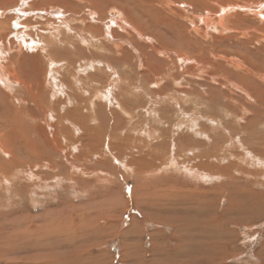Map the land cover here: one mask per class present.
Segmentation results:
<instances>
[{"label": "rangeland", "instance_id": "obj_1", "mask_svg": "<svg viewBox=\"0 0 264 264\" xmlns=\"http://www.w3.org/2000/svg\"><path fill=\"white\" fill-rule=\"evenodd\" d=\"M168 1L27 0L24 12L16 14L13 10L19 0H0V49L4 52L0 74L11 76L14 88L10 92L15 96L0 85L3 92L0 93V227L6 226V234L13 229V221L16 228L27 227L28 233L19 238L25 242L31 238L33 245L27 254L9 257L25 262V255L37 258L42 253L43 260L50 264H131L128 258L140 259L145 264L152 260L153 264H264V20L259 25L251 24V20L239 13L244 24L235 27L239 10L234 9L233 18L222 29L212 30L210 26L205 37H200V33L195 35L190 31L189 16L186 18L184 12L189 15L199 12L197 16H204V10L214 14L218 7H208L206 0ZM238 1L218 2L217 6L260 3L264 11L263 0ZM49 8L62 18L53 16V9ZM136 9L153 12V16L138 15ZM214 17L208 18L209 21ZM12 18L18 19V25L24 29H13ZM122 18L131 28L122 25ZM157 21H163L166 26L157 25ZM106 26L113 41L104 34ZM14 31L22 32L24 43H34L36 47L32 50L24 47L20 52L13 49ZM180 35L185 38L180 40ZM185 39L188 45L179 46ZM70 43L101 54L98 59L92 54L89 59L80 54L82 60H79L71 51L73 64L70 65H75L77 71L70 75V70L64 69L66 61L54 54L68 48L65 45L71 48ZM47 58L56 62L50 75L47 68L52 67L47 66ZM50 76L63 81L64 88L56 91V95ZM45 81L50 83L43 89L39 83L44 86ZM138 150L144 152H140L141 156L148 152L151 155L153 151L155 155L163 154L154 164L141 167L139 173L134 164ZM173 157L179 160L177 165L164 162ZM11 161L19 167H13ZM204 163L216 164L222 171L201 168L199 165ZM194 168L203 169L200 171L206 177L193 175ZM6 174L14 183L22 177L26 179L16 185L24 189L22 196L16 197L9 191L15 185L8 182ZM138 175L144 177L136 185L134 179ZM164 176L177 190L189 192L162 201L151 197L150 186L158 185ZM113 196H119L121 203L115 207L116 212L109 214L110 218L105 213L111 208L103 201ZM48 211L53 215L47 216ZM182 213L188 214L187 220L177 225L175 218ZM66 214L67 220L83 225L92 220L105 235L97 243L93 241L95 237L92 241L83 239L89 233L84 232L82 225L77 228L83 230L79 234L77 229L68 227L69 223H63ZM205 224L212 227H204ZM56 229L63 233H55ZM33 230L44 237L39 253L34 248L38 235L29 232ZM91 255L97 257L96 262ZM0 264L6 262L0 260Z\"/></svg>", "mask_w": 264, "mask_h": 264}, {"label": "bare ground", "instance_id": "obj_2", "mask_svg": "<svg viewBox=\"0 0 264 264\" xmlns=\"http://www.w3.org/2000/svg\"><path fill=\"white\" fill-rule=\"evenodd\" d=\"M5 1V0H4ZM7 1V0H6ZM45 1V0H44ZM168 1V0H167ZM225 1H227V0H206V4H207V6L209 7H211L212 5H215L216 7H218L216 10H215V13L214 14H212L211 12H209V11H207V10H204V12H205V14H204V16H197L198 14H199V12L197 13V12H195L194 14H191V15H189L186 11L184 12V15H185V17L186 18H188V16H189V18L187 19L188 20V23H189V25H190V31L191 32H193L192 34H195V35H197V34H199L200 33V37H201V35L202 36H204L206 33H207V31L208 30H206V29H209L208 27H210L211 26V28H212V30H215V29H222L223 27H224V25H225V23L227 22V20L228 19H231V18H233L232 16H231V13L232 12H234V9H238L239 10V12L238 11H236V12H238V17H236V19H235V21H234V24H236V26L235 27H237L238 25H241L242 26V24H244L243 23V21L242 20H240V19H242V18H240V15H242L243 17L245 16V18L246 19H248V20H251V24H252V22L253 23H255V24H257V25H259V22L261 23L263 20H264V13L262 14V12L261 11H263V4H258V3H256L255 2V0H254V2L256 3V4H245V5H240V7L239 6H236V5H223V7H221L220 5L219 6H217V3L218 2H221V3H224ZM234 1V0H233ZM251 1V0H250ZM264 1V0H263ZM10 2V1H9ZM27 2V0H19V3L17 4V5H15L16 7H14V8H16L15 10H13V11H16V14H22L23 12H24V10H22L23 9V6L25 5V3ZM47 2V1H46ZM52 2V1H51ZM158 2V1H157ZM162 2V1H161ZM186 2V1H185ZM191 2V1H190ZM189 2V3H190ZM193 2V1H192ZM191 2V5H194L193 3ZM197 1H195V3H196ZM237 2H239L238 0H237ZM259 2V1H258ZM17 3V2H16ZM61 3V2H60ZM168 3L170 4L171 2H169L168 1ZM228 3V2H227ZM248 3H250V2H248ZM253 3V2H252ZM187 5H188V3H186ZM197 4V3H196ZM201 4V3H200ZM205 4V3H204ZM229 4V3H228ZM65 5V4H64ZM190 5V4H189ZM6 6V5H5ZM12 6V5H11ZM206 6V5H205ZM8 7V6H7ZM181 7H182V5H181ZM185 7V6H184ZM189 7V6H188ZM214 7V6H213ZM213 7H211V8H213ZM10 8V7H9ZM13 8V9H14ZM185 8H187V7H185ZM207 8V7H206ZM5 9H7L6 7H5ZM11 9V8H10ZM26 9V8H25ZM49 9H53V8H49ZM198 9H199V7H198ZM262 9V10H261ZM137 10V9H136ZM241 11V12H240ZM4 12V11H3ZM160 12V11H159ZM264 12V11H263ZM5 13V12H4ZM15 13V12H14ZM137 13H138V15H141V16H143L145 13H147V14H152L151 16H153V12L152 13H150L149 11H147V10H137ZM239 13H240V15H239ZM134 14V13H133ZM203 14V13H202ZM52 15L53 16H55L56 18H58L59 20L62 18L61 17V15L58 13V12H56L54 9L52 10ZM135 15H136V13H135ZM148 15V16H149ZM159 15V14H158ZM212 15H216V17H214L213 18V20L212 21H209V19L208 18H210ZM15 16H17V15H15ZM23 17H24V15H22ZM119 16V15H118ZM151 16H149V17H151ZM146 17V16H145ZM234 17H235V14H234ZM137 18V17H136ZM147 18V17H146ZM155 18V17H154ZM139 19V18H138ZM211 19V18H210ZM132 20V19H131ZM136 21V20H135ZM246 21V20H245ZM11 22V23H10ZM9 23H10V26H12L13 27V29H19V28H22V29H24L22 26H21V24H19L18 25V23H19V20L18 19H14L13 20V18L11 19V21H10ZM110 22H112V23H114L113 22V20L111 19L110 20ZM129 22V21H128ZM137 22V21H136ZM164 22H166L165 20H164ZM163 21H157L156 22V24L157 25H165L166 26V24L164 23ZM248 22V21H247ZM246 22V23H247ZM133 23H135V22H133ZM133 23H132V25H133ZM140 23V22H139ZM232 23H233V21H232ZM249 22H248V24H250ZM109 24V23H108ZM137 24H138V22H137ZM9 25V24H8ZM122 25L124 26V27H127V28H131L130 26H129V23L127 24L126 23V21H124L123 20V18H122ZM131 25V26H132ZM140 27H142V25L141 24H138ZM246 25V24H245ZM257 25H255L256 26V29L255 30H258L257 29ZM1 26V25H0ZM3 26V25H2ZM109 26V25H108ZM108 26H106V32H104V34L106 33V36L107 37H109L110 38V35L108 34V32H107V30H108ZM135 26H136V24H135ZM146 26V25H145ZM228 26V25H227ZM240 26V27H241ZM244 26V25H243ZM19 27V28H18ZM170 27V26H169ZM180 27V26H179ZM253 27V26H252ZM251 27V28H252ZM261 27V26H260ZM181 28V27H180ZM186 28V27H185ZM233 28V27H232ZM241 28H243V27H241ZM248 28V27H247ZM253 28H255V27H253ZM4 29V28H3ZM133 29V28H132ZM184 29V28H183ZM187 29V28H186ZM228 29V28H227ZM246 29V28H245ZM262 29V28H261ZM260 29V30H261ZM2 30V27H0V31ZM211 30V29H210ZM232 30V29H231ZM243 30V29H242ZM247 30V29H246ZM245 30V31H246ZM19 31H21V30H19ZM19 31H14L13 32V34H14V41L11 43V45H12V48L14 47L15 48V50H17L18 52H20L22 49L21 48H30L31 50L32 49H34L35 47H36V45H34V43L33 44H26V43H24V41L22 40V38H21V36L22 35H24L22 32H19ZM185 31V30H184ZM219 31V30H218ZM225 31V30H224ZM236 32H239L240 33V31H241V29H240V31L238 30H235ZM248 31V30H247ZM247 31H246V33H247ZM103 32H102V34L101 35H103ZM135 32H136V29H135ZM220 32H222V30L220 31ZM227 32V31H226ZM228 32H232V31H228ZM244 31H242L241 33H243ZM261 33H262V31H260ZM234 33V32H233ZM249 33V32H248ZM263 33H264V30H263ZM137 34V33H136ZM174 34V33H173ZM219 34V33H218ZM221 34V33H220ZM138 35V34H137ZM175 35V34H174ZM174 35H172V36H174ZM214 35V34H213ZM244 34H242V36H243ZM258 35V34H257ZM168 36V35H167ZM177 36V35H176ZM194 36V35H193ZM192 36V37H193ZM199 36V35H198ZM221 36H224V34L223 35H221ZM236 35L234 34V37H235ZM245 36V35H244ZM247 36V35H246ZM249 36H251V34L249 35ZM249 36H248V39H249ZM262 36H264V35H262ZM179 37V36H178ZM199 37V38H200ZM205 37V36H204ZM217 37V36H216ZM23 38H24V36H23ZM133 38V37H132ZM180 40H183L185 37L183 36V35H180ZM203 38V37H202ZM213 38V37H212ZM242 38V37H241ZM262 38V37H261ZM100 39V38H99ZM112 39H114V38H110V40L111 41H113ZM121 39H123V38H121ZM197 39V38H196ZM227 39V38H226ZM246 39V38H245ZM247 39V40H248ZM254 39V38H253ZM117 40H118V38H117ZM216 40V39H215ZM214 40V42H216ZM237 40V39H236ZM185 41H186V39L183 41V43L182 44H180L179 46H181V47H184L185 46V44H187V43H185ZM193 41V40H192ZM198 41V40H197ZM221 41V40H220ZM228 41V40H227ZM264 41V40H263ZM72 42V41H71ZM82 42V41H81ZM151 42V41H150ZM187 42V41H186ZM204 42V41H203ZM223 42V41H222ZM9 43V42H8ZM50 43V42H49ZM67 43V42H66ZM88 43V42H87ZM51 44V43H50ZM71 44V48H69L70 46H68V45H65V47H68V48H61V49H59V50H57V51H55L54 52V54L56 53V58H62V60H64V61H66V62H64V69L66 68L68 71L70 70V72H69V74L70 75H74L75 74V72L77 71V67L75 66V65H70V64H73V61L71 62L70 61V59H71V57H70V55H69V53L72 51V53H73V57L75 58V59H79V60H82V59H80V57H79V55L80 54H82V56L85 58L86 56H88V59L90 58V57H92L91 56V54L93 55V56H96V58L98 59L99 57V55L101 54V53H96V52H93V51H91L90 50V48L88 47V49H84L83 47H79V45L78 44H72V43H70ZM86 44V43H85ZM84 44V45H85ZM204 44V43H203ZM106 45V44H105ZM188 45V44H187ZM186 45V46H187ZM191 45V44H190ZM193 45V44H192ZM2 45H1V43H0V47H1ZM6 46H7V49L6 50H9L10 49V46H9V44H6ZM62 47L64 46V45H61ZM171 46V45H170ZM194 46H196V45H194ZM50 47H52V46H50ZM60 47V46H59ZM85 47V46H84ZM162 47H163V45H162ZM244 47V46H243ZM13 48V49H14ZM103 48V47H102ZM102 48H100L101 50H102ZM164 48V47H163ZM185 48V47H184ZM188 48H189V46H188ZM187 48V49H188ZM191 48V47H190ZM189 48V49H190ZM193 48V47H192ZM172 49H174V48H172ZM194 49V48H193ZM20 50V51H19ZM52 50V49H51ZM106 50L107 51H109V49L108 48H106ZM185 50V49H184ZM46 51H47V49H46ZM50 51V50H49ZM182 51V50H181ZM187 51V50H186ZM191 51V50H190ZM259 51V50H258ZM260 52V51H259ZM3 51L0 49V58H2V55H3ZM173 53V52H172ZM253 53V52H252ZM46 54V53H45ZM50 54H53V53H50ZM107 57H109L110 58V56H109V54H107L106 52L104 53ZM263 54V53H262ZM40 56V55H39ZM46 56H47V54H46ZM52 56H54V55H52ZM34 57V56H33ZM189 57V56H188ZM93 58H95V57H93ZM111 58H112V55H111ZM88 59H87V61H88ZM120 59V58H119ZM235 59V58H234ZM47 60H48V62L47 63H49L47 66L49 67H52L51 69H49V68H47L48 69V73H49V75L51 74V73H53V67H55L56 66V62H54L51 58H47ZM102 60V59H101ZM104 60V59H103ZM118 60V59H117ZM184 60H186V59H184ZM263 60V59H262ZM26 61V60H25ZM37 61V60H36ZM84 61H86V60H84ZM93 62H94V59L92 60ZM18 62V61H17ZM99 62H100V60H99ZM98 62V63H99ZM104 62V61H103ZM118 62V61H117ZM120 62H121V60H120ZM250 62V61H249ZM9 63V62H8ZM11 63V62H10ZM22 63V62H21ZM25 63V62H24ZM97 63V64H98ZM233 63V62H232ZM239 63V62H238ZM237 63V68H239L240 67V63L238 64ZM242 63V62H241ZM257 63V62H256ZM19 64V63H18ZM58 65V64H57ZM90 65V64H89ZM92 65V64H91ZM90 65V66H91ZM113 66H114V64H112ZM125 65V64H124ZM21 66H22V64H21ZM102 66V65H101ZM235 66V65H234ZM10 67V66H9ZM19 67H20V65H19ZM71 67V68H70ZM96 67V66H95ZM98 67H99V64H98ZM242 67V66H241ZM6 68V67H5ZM99 68H101V67H99ZM126 68V67H125ZM10 69V68H9ZM63 69V68H62ZM79 69V68H78ZM88 69H89V67H88ZM102 69V68H101ZM107 69V68H106ZM235 69V68H234ZM257 69V68H256ZM40 70V72H41V68L39 69ZM72 70V71H71ZM236 70V69H235ZM238 70V69H237ZM261 70V69H260ZM259 70V71H260ZM1 71V70H0ZM3 71V70H2ZM6 71V70H5ZM110 71V70H109ZM252 71V70H251ZM36 72H39V71H36ZM172 72V71H171ZM263 72V71H262ZM5 73V72H4ZM58 73H59V71H58ZM9 74V73H8ZM259 74V73H258ZM11 76H8V75H1L0 74V85H2L1 87H3V89H6L5 91H8V93H10V95H12V97H15V96H13L14 95V93H12V92H10V91H12V89L14 88V82H13V80H11V78H10ZM89 78V77H88ZM35 79V78H34ZM73 79L76 81V80H78V79H76L75 77H73ZM137 79V78H136ZM51 82H53V83H51L52 84V87H53V93H55L56 91H58V90H61V89H63L64 87H63V81L61 82V80L60 79H56V77L55 78H53L52 76H50V79H49ZM109 80V79H108ZM18 81V80H17ZM48 82L49 81H45L44 82V86H43V84H41V83H39V85L41 86L42 85V88L43 87H46V84H48ZM77 82V81H76ZM263 82H264V80H263ZM17 83V82H16ZM43 83V82H42ZM50 83V82H49ZM71 83V86L70 87H72V82H70ZM19 84V83H18ZM38 84V83H37ZM79 86V85H78ZM94 86V85H93ZM0 87V88H1ZM38 86H36V88H37ZM66 87L68 88V89H72V88H70L68 85H66ZM75 87V86H74ZM29 88V87H28ZM40 88V87H39ZM79 88V87H78ZM24 89V88H23ZM44 89V88H43ZM84 90V89H83ZM248 91V90H247ZM250 91V90H249ZM2 92V91H1ZM0 92V93H1ZM52 92V91H51ZM246 92V91H245ZM6 93V92H5ZM247 93V92H246ZM2 94H3V92H2ZM25 94V93H24ZM23 94V95H24ZM27 94V93H26ZM74 94V93H73ZM108 94V93H107ZM262 94V93H261ZM30 95V94H29ZM43 95H45L44 94V92H43ZM55 95H56V93H55ZM99 95H101V94H99ZM109 95V94H108ZM9 96V95H8ZM28 96V95H27ZM247 96V95H246ZM263 96V95H262ZM32 97V96H31ZM40 97V96H39ZM44 97V96H43ZM72 96H70V98H71ZM248 97V96H247ZM35 98H37V97H35ZM74 98V97H73ZM250 98V97H249ZM252 99V98H251ZM258 99V98H257ZM261 99V98H260ZM15 100H17L16 98H15ZM19 100V99H18ZM24 100V99H23ZM152 100V99H151ZM262 100V99H261ZM75 101H76V99H75ZM264 101V100H263ZM262 101V102H263ZM17 102V101H16ZM68 102V101H67ZM254 102H255V100H254ZM259 102V101H258ZM14 103H15V101H14ZM253 103V102H252ZM37 104H39V103H37ZM25 105V104H24ZM69 105H70V103H69ZM94 105V104H93ZM21 106H23V105H21ZM45 106V105H44ZM91 107H93L92 105H90ZM49 107V106H48ZM256 107V106H255ZM259 107V106H258ZM258 107H256V108H258ZM53 108V107H52ZM55 108V107H54ZM245 108V107H244ZM262 108V107H261ZM82 109V108H81ZM242 110V109H241ZM257 111V110H256ZM246 113V112H245ZM256 113H258V112H255V115H256ZM243 114H244V112H243ZM243 114H241V116L243 115ZM253 114V113H252ZM261 114V113H260ZM60 115V114H59ZM254 115V116H255ZM78 116V115H77ZM240 116V117H241ZM57 117V116H56ZM67 117V116H66ZM64 118V117H63ZM74 118H75V116H74ZM74 118H73V120H74ZM61 119V118H60ZM65 119V118H64ZM71 119V118H70ZM242 119V118H241ZM247 119V118H246ZM251 119V118H250ZM66 120V119H65ZM56 121H58L57 119H56ZM69 121V120H68ZM71 121V120H70ZM66 122H67V120H66ZM74 122H75V120H74ZM217 122V121H216ZM247 122V121H246ZM59 123V122H58ZM57 123V125H59ZM64 123V122H63ZM253 123V122H252ZM77 124V123H76ZM217 124V123H216ZM56 125V126H57ZM61 125V124H60ZM59 125V126H60ZM223 125V124H222ZM69 126V125H68ZM77 126V125H76ZM62 127V126H61ZM65 127V126H64ZM72 127V126H71ZM216 128V127H215ZM74 129V128H73ZM57 130V129H56ZM61 130V129H60ZM66 130H68V129H66ZM66 130H65V132H66ZM76 130V129H75ZM78 130V129H77ZM138 130V129H137ZM57 131H59V130H57ZM151 132V131H150ZM70 133V132H69ZM75 133H77V132H75ZM201 133V132H200ZM58 134V133H57ZM60 134V133H59ZM80 134V133H79ZM88 134V133H87ZM62 135H63V133H62ZM61 135V136H62ZM78 135V134H77ZM205 135V134H204ZM60 135H58V137H59ZM64 136V135H63ZM66 136V135H65ZM65 136H64V139H65ZM79 136V135H78ZM89 136H90V134H89ZM57 137V138H58ZM91 137V136H90ZM90 137H88V138H90ZM153 137V136H152ZM61 138V137H60ZM66 138H68V137H66ZM85 138V137H84ZM83 138V139H84ZM87 138V139H88ZM62 139V138H61ZM72 139V138H71ZM75 140V139H74ZM89 140V139H88ZM108 140H109V138H108ZM121 140V139H120ZM73 141V140H72ZM92 141V140H91ZM119 141V140H118ZM124 141V140H123ZM143 141V140H142ZM63 142H66V140L65 141H63ZM78 142V141H77ZM126 142V141H125ZM3 143V142H2ZM28 143V142H27ZM98 143H99V141H98ZM107 143V142H106ZM135 143V142H134ZM68 144V143H67ZM83 144V143H82ZM86 143H84V145H85ZM111 144V143H110ZM109 144V145H110ZM145 144V143H144ZM163 144H164V142H163ZM175 144H178V143H175ZM3 145V144H2ZM78 145V144H77ZM108 145V144H107ZM143 145V144H142ZM162 145V144H161ZM75 145L72 143V147H74ZM80 146V145H79ZM135 146V145H134ZM144 146V145H143ZM164 146H165V144H164ZM178 146V145H177ZM198 146V145H197ZM4 147V146H3ZM6 147V146H5ZM29 147V146H28ZM81 147V146H80ZM107 147V146H106ZM112 147V146H111ZM114 147V146H113ZM116 147H117V144H116ZM119 147V146H118ZM117 147V148H118ZM150 147V146H149ZM29 148H31V147H29ZM33 148V147H32ZM31 148V150H33L32 152H34V149H32ZM71 148V147H70ZM87 148H88V146H87ZM141 148V147H140ZM153 148H158V147H153ZM175 148V147H174ZM181 148V147H180ZM6 149V148H5ZM28 149V148H27ZM77 149V148H76ZM79 149V148H78ZM83 149V147L81 148V150ZM85 149V148H84ZM102 149V148H101ZM108 149H110V148H108ZM118 149H120V148H118ZM129 149V148H128ZM132 149H134V148H132ZM184 149V148H183ZM29 150V149H28ZM114 150V149H113ZM156 150V149H155ZM176 150V149H175ZM214 150V149H213ZM30 151V150H29ZM36 151V150H35ZM97 151V150H96ZM99 151H100V149H99ZM106 151V150H105ZM104 151V152H105ZM131 151V150H130ZM144 151H146V150H144ZM177 151H180V150H177ZM190 151V150H189ZM38 152V151H37ZM103 152V151H102ZM132 152V151H131ZM138 152H139V157H136L135 159H134V164H135V166L137 165V169H138V171H139V173H140V171H141V167L142 168H144V165H152V164H154L155 163V161H156V159H158V158H161V156H162V154H157V155H155V152L153 151L152 152V154L151 155H149V152L146 154V155H143V156H141L140 155V152L141 151H139L138 150ZM157 152V151H156ZM188 152V151H187ZM97 153V152H96ZM109 153H111V151L109 152ZM116 153V152H115ZM114 153V154H115ZM133 153V152H132ZM141 153H144V152H141ZM182 153V152H181ZM214 153V152H213ZM216 153V152H215ZM87 154V153H86ZM98 154V153H97ZM34 155H35V153H34ZM100 155V154H99ZM106 155V154H105ZM122 155V154H121ZM126 155V154H125ZM128 155V154H127ZM186 155H188V154H186ZM194 155V154H193ZM12 156V155H11ZM40 156V155H39ZM101 156V155H100ZM124 155H122V157H123ZM141 156V157H140ZM151 156V157H150ZM217 156V155H216ZM41 157V156H40ZM115 157V156H114ZM118 157V156H117ZM188 157V156H187ZM16 158V157H15ZM36 158V157H35ZM125 158V157H124ZM252 158V157H251ZM254 158V157H253ZM10 159V158H9ZM14 159V158H13ZM132 159V160H133ZM186 159V158H185ZM184 159V160H185ZM191 159V158H190ZM258 159V158H257ZM256 159V160H257ZM110 160V159H109ZM115 160V159H114ZM123 160V159H122ZM127 160V159H126ZM164 160H166V161H164V162H168V163H170V165L172 164V165H177L178 163H179V160H178V162L176 161V159L173 157V158H167V159H164ZM169 160V161H168ZM187 160V159H186ZM207 160H209L208 158H207ZM254 160H255V158H254ZM13 161V160H12ZM11 161V162H12ZM37 161V160H36ZM93 161H95V160H93ZM97 161V160H96ZM104 161V160H103ZM106 162H107V160H105ZM111 161V160H110ZM131 161V160H130ZM18 162H21V161H18ZM162 163V164H166V163ZM205 162V161H204ZM206 162H208V161H206ZM258 162V161H257ZM28 163V162H27ZM117 163V162H116ZM123 163V162H122ZM203 163V162H202ZM260 163V162H259ZM12 164H13V167H14V165H16V164H18V163H16V162H12ZM34 164V163H33ZM130 164V166L131 165H133V164H131V163H129ZM161 164V165H162ZM184 164H186V162H184ZM126 165H127V162H126V164H125V167H126ZM234 165V164H233ZM16 166H18L19 167V165H16ZM15 166V167H16ZM31 166V165H30ZM37 166V165H36ZM39 166V165H38ZM114 166V165H113ZM118 167H119V165H117ZM179 166V165H178ZM183 166V165H182ZM201 168H204V167H209V168H211V169H214V170H218V172H220V171H222L221 169H219L220 167L218 166V165H216V164H209V163H204V165H199ZM42 167H44L43 165H42ZM112 167V166H111ZM152 167V166H151ZM165 167H166V165H165ZM180 167V166H179ZM231 167V166H230ZM262 167V166H261ZM36 168V167H35ZM38 168V167H37ZM92 168V167H91ZM96 168V167H95ZM99 168V167H98ZM146 168V167H145ZM176 168H177V166H176ZM184 168V167H183ZM226 168V167H225ZM236 168V167H235ZM41 169V168H40ZM104 169V168H103ZM111 169V168H110ZM112 169H114V168H112ZM119 169V168H118ZM129 169V168H128ZM127 169V170H128ZM130 169H132V168H130ZM136 169V170H137ZM148 169V168H147ZM187 169V168H186ZM22 170V169H21ZM92 170V169H91ZM90 170V171H91ZM93 170H95V169H93ZM98 171H99V169H97ZM108 170V169H107ZM135 170V171H136ZM155 170V169H154ZM200 170H203V169H200ZM200 170H196L195 168L192 170L191 169V173L193 174V175H198L199 177H202V178H205L206 177V174L205 173H203L202 171H200ZM97 171V172H98ZM123 171V170H122ZM158 171V170H157ZM188 171V170H187ZM8 172V171H7ZM6 172V173H7ZM10 172V171H9ZM115 172V171H114ZM118 172V171H117ZM143 172V171H142ZM146 172V171H145ZM99 174L101 173V172H98ZM110 173V172H109ZM190 173V175H192ZM196 173V174H195ZM3 174V173H2ZM34 174V173H33ZM102 174H104V173H102ZM108 174V173H107ZM118 174V173H117ZM126 174V173H125ZM154 174V173H153ZM5 175V174H4ZM7 175V174H6ZM9 175H11L10 173H9ZM9 175H7V177L9 176ZM115 175V174H114ZM130 175V174H129ZM143 175V174H142ZM150 175V174H149ZM156 175V174H155ZM222 175V174H221ZM12 176V175H11ZM17 176H19V175H17ZM38 176V175H37ZM163 176V175H162ZM10 177V176H9ZM9 177H8V182H10V181H12V180H10L9 179ZM20 177V176H19ZM121 177V176H120ZM143 177L144 176H140V175H138V176H136V178L134 179V181H135V183H136V185H139V183L142 181V179H143ZM156 177V176H155ZM218 177V176H217ZM233 176H231V178H232ZM24 177H22V179H23ZM27 178V177H26ZM39 178V177H38ZM122 178V177H121ZM124 178V177H123ZM133 178V177H132ZM163 179L161 180V182L158 184V185H155V187H154V185L153 186H150V191H149V195L152 197V196H154L155 197V199H157V200H163V199H166L167 197H170L171 195H175V196H177L178 194H180L181 193V195H183V193L185 192H189V191H183L182 189H180V190H177L176 189V186L175 185H171L169 182H168V178H165V176L164 177H162ZM194 178V177H193ZM20 179V181H18L17 179V182L16 183H14V181H12V183H14V188L12 189V188H10V189H12V190H10L9 189V191H12V193L13 194H15V196L16 197H19V195H21L22 196V193H23V191H24V189H22V190H20V188L18 187V186H16V185H19V183L21 184L22 182H23V180H26V179ZM29 179H30V177H29ZM105 179V178H104ZM118 179H119V177H118ZM151 179V178H150ZM196 179H199V178H196ZM234 179V178H233ZM120 180V179H119ZM125 180V179H124ZM231 180V179H230ZM40 181H42V178H41V180ZM109 181H111V180H109ZM1 182V181H0ZM6 183V182H5ZM24 183H26V182H24ZM224 183V182H223ZM227 183H229V182H227ZM233 183V182H232ZM110 184V183H109ZM118 184V183H117ZM117 184H116V186H117ZM10 185V184H9ZM24 185V184H23ZM146 185V184H145ZM221 185V184H220ZM223 186V185H222ZM0 187H2V186H0ZM6 187H8V186H6ZM163 187V188H162ZM141 188H142V186H141ZM220 188V187H219ZM76 189V188H75ZM115 190V189H114ZM116 190L118 191V189L116 188ZM136 190H137V188H136ZM41 191V190H40ZM2 192H3V190H2ZM119 192V191H118ZM121 192V191H120ZM193 193H195V192H193ZM192 193V194H193ZM203 193H205V191H202V194ZM207 194H209L208 192H206ZM195 194H197V193H195ZM24 195V194H23ZM25 196V195H24ZM109 196H110V194H109ZM136 196V195H135ZM199 196H200V194H199ZM11 197V196H10ZM146 197V196H145ZM149 196H147V198H148ZM181 197V196H180ZM24 198V197H23ZM106 198H107V195H106ZM110 198V197H109ZM11 199V198H10ZM20 201H22V197H20ZM143 199H145L144 197H143ZM14 200V199H13ZM16 200H18V199H16ZM15 200V201H16ZM106 201H103L105 204H106V202H107V205L109 206V209L111 208V211L110 210H108V212L107 213H105L107 216L109 215V214H113V212L115 211V207L117 206V204H119V203H121V200H120V198H119V196H116V198L113 196V197H111L110 199H105ZM10 201V200H9ZM14 202V201H13ZM19 202V201H18ZM17 202V203H18ZM36 202V201H35ZM103 202H101V204L103 203ZM24 203V202H23ZM20 204V203H19ZM160 204V203H159ZM8 205V204H7ZM10 205V204H9ZM12 205V204H11ZM13 206V205H12ZM15 206V205H14ZM71 206V205H70ZM62 209V208H61ZM97 209V208H96ZM96 209H95V211H96ZM23 210V209H22ZM28 210V209H27ZM98 210H100V209H98ZM102 210V209H101ZM20 211H21V209H20ZM117 211V210H116ZM115 211V212H116ZM55 212V211H54ZM204 212V211H203ZM15 213V212H14ZM61 213V212H60ZM68 213V212H67ZM99 213H101L100 211H99ZM102 213H103V210H102ZM10 214H12L11 212L10 213H8V214H5V216L6 215H10ZM16 214V213H15ZM47 214V216L48 215H53L52 214V212L50 213L49 211L46 213ZM199 214H202V213H199ZM198 214V215H199ZM20 215V214H19ZM42 215V214H41ZM44 215V214H43ZM60 216H61V214H59ZM185 215H188V214H186V213H182V215H180V216H177L176 218H175V222L177 223V225H179V224H183L186 220H187V218L185 217ZM5 216H3V218L5 217ZM15 215H13L12 216V218L14 217ZM21 216V215H20ZM66 216V219L64 220V222L63 223H69L70 225H68V227H70L72 230H76L77 228H78V226H81L82 225V228H83V230H84V232H87V234L89 233V236L88 237H86V238H83V239H88V241H92V239L95 237L96 239H93V241L95 240L96 241V243H97V240L99 239V238H101V237H103L104 235H105V232H104V230H101L98 226H97V224H95V222H92V220H90V222L88 221V223L86 224V225H83V223L81 224V222H71L70 220H67L68 218L67 217H69V215H65ZM89 216V215H88ZM94 216V215H93ZM44 217V216H43ZM95 217V216H94ZM109 217H110V215H109ZM108 217V218H109ZM114 217V216H113ZM198 217H200V216H198ZM203 217V216H202ZM6 218V217H5ZM15 218V217H14ZM31 218V217H30ZM81 218V217H80ZM79 218V219H80ZM83 218V217H82ZM97 218V217H96ZM111 218V217H110ZM109 218V219H110ZM16 219V218H15ZM26 219V218H25ZM42 219V218H41ZM71 219V218H70ZM88 219V218H87ZM114 219V218H113ZM14 219H12V221H13ZM17 220H19V221H21L22 223L24 222V220L21 218H17ZM60 220V219H59ZM63 220V219H62ZM74 220V219H73ZM97 220V219H96ZM167 220V219H166ZM2 221H3V219H2ZM1 221V222H2ZM36 221V220H35ZM51 222V221H50ZM50 222H47V223H49L50 224ZM57 222V221H56ZM172 222V221H171ZM209 222H210V220H209ZM9 223H11V221L9 222ZM43 223H45V222H43ZM173 223H174V221H173ZM210 223H212V226L213 225H215V226H217L218 227V224H215L213 221L212 222H210ZM3 224V223H2ZM8 224V223H7ZM11 224H17L15 221H13ZM40 224V223H39ZM46 224V223H45ZM55 224V223H54ZM59 224V223H58ZM62 223H60V225H61ZM12 225V227H11V229L13 228H16L17 227V225L15 226H13ZM38 225V224H37ZM36 224H35V226H37ZM51 225V224H50ZM56 225V224H55ZM67 225V224H66ZM175 225V224H174ZM19 226V225H18ZM23 226V225H22ZM31 226H33V225H31ZM39 226V225H38ZM205 226H209V225H204V227ZM212 226H209V228L210 227H212ZM5 227V228H4ZM19 227H21V226H19ZM40 228H41V226H39ZM57 227V226H56ZM64 227H65V225H64ZM63 227V228H64ZM9 228V227H8ZM39 228V230H42L43 229V227H42V229H40ZM45 228V227H44ZM50 228H52L51 226L49 227V230L51 231V229ZM54 226H53V230H54ZM6 226H1L0 227V260H4L5 262H6V264H30L31 263V261L33 260L34 261V259H35V261H34V264H46V263H48V264H50V261L49 262H47V261H45V260H43V258H44V256H42L41 254L42 253H39L41 250H42V248H43V246H42V244H43V242H42V239L44 238V237H42V235H39V232H37V231H35V230H33V231H35V232H32V231H29L31 234H36V235H38L37 237H36V241H35V245H34V248L36 249V251L39 253L38 254V256H37V258H33V257H29V256H27V255H25L24 257H25V262H23V261H19L18 260V258L17 257H9L10 255H18V254H23V253H25V254H27L28 253V251L30 250V248L33 246L32 245V243L29 241L31 238H27V240H26V242L24 241V240H22L21 241V237H24L28 232H27V230H29V229H27V227H26V229L23 227V229L22 228H16L14 231H12L11 230V232H7V234L5 233V231H6ZM46 229H47V227H46ZM60 229H61V227H60ZM38 230V229H37ZM38 230V231H39ZM57 230H59V229H56V231H55V233H57V232H59L60 233V231H57ZM64 230H66V228L64 229ZM83 230H81V229H77V231L79 232V234L83 231ZM88 230V231H87ZM45 231H47V230H45ZM68 231V230H67ZM81 231V232H80ZM51 232H53V231H51ZM63 233V232H62ZM62 233H60V234H62ZM68 233V232H67ZM83 233V232H82ZM211 233H214V232H211ZM45 234V233H44ZM73 234H74V232H73ZM87 234H85L84 233V235L86 236ZM46 235V234H45ZM54 235V234H53ZM84 235H83V237H84ZM63 236V235H62ZM65 236H66V234H65ZM82 236V235H81ZM20 237V238H19ZM34 237V236H33ZM46 237L47 238H49L47 235H46ZM52 237H54V236H52ZM46 238V239H47ZM73 239V238H72ZM91 239V240H90ZM19 240V241H18ZM45 240V239H44ZM55 240V239H54ZM69 240V239H68ZM52 241H53V239H52ZM59 241V240H58ZM65 241V240H64ZM67 241V240H66ZM77 241V240H76ZM88 241H85L86 243L88 242ZM99 241V240H98ZM51 242V241H50ZM68 242V241H67ZM80 242V241H79ZM42 243V244H41ZM46 243V242H45ZM56 243H57V241H56ZM55 243V244H56ZM69 243H71L70 241H69ZM95 243V242H94ZM68 244V243H67ZM90 244V243H89ZM32 245V246H31ZM51 245V244H50ZM64 245V244H63ZM69 245V244H68ZM80 245H82V244H80ZM54 246H57V245H54ZM90 246H91V244H90ZM67 247V246H66ZM64 248V247H63ZM197 248V247H196ZM207 248L209 249V246L207 245ZM52 249V248H51ZM50 249V250H51ZM55 249H57V247H55ZM77 249V248H76ZM79 249V248H78ZM44 250V249H43ZM84 250V249H83ZM82 250V251H83ZM77 251V250H76ZM209 251V250H208ZM45 252V251H44ZM48 252V251H47ZM74 252H75V250H74ZM86 252V251H85ZM216 252V251H215ZM69 253V252H68ZM71 253V252H70ZM81 254H82V252H80ZM84 253V252H83ZM91 253V252H90ZM45 254V253H44ZM47 254V253H46ZM46 254H45V256H46ZM55 254H57L56 253V251H55ZM76 254V253H75ZM81 254H79V256H81ZM85 254V253H84ZM202 254V253H201ZM206 254V253H205ZM210 254V253H209ZM29 255V254H28ZM74 254H72L71 256H73ZM55 256V255H54ZM74 256H76V255H74ZM73 256V257H74ZM23 257V258H24ZM51 257V256H50ZM77 257H78V255H77ZM82 257V256H81ZM55 258V257H54ZM61 258H62V256H61ZM91 258L93 259H95V262L97 261V257H94V256H92L91 255ZM90 258V259H91ZM48 259V258H47ZM49 260H50V258H49ZM57 261H58V259H56ZM70 260V259H69ZM128 260L129 261H131L132 263H137V264H145V263H143L140 259H129L128 258ZM128 261V262H129ZM153 262H151L150 264H153L154 263V260H152ZM63 262V261H62ZM67 262V261H66ZM131 263V264H132ZM32 264V263H31ZM53 264H56V263H53ZM72 264H73V262H72ZM130 264V263H129Z\"/></svg>", "mask_w": 264, "mask_h": 264}]
</instances>
